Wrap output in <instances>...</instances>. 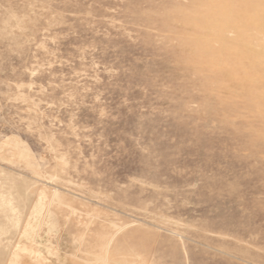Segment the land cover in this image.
Here are the masks:
<instances>
[{
  "label": "rangeland",
  "instance_id": "obj_1",
  "mask_svg": "<svg viewBox=\"0 0 264 264\" xmlns=\"http://www.w3.org/2000/svg\"><path fill=\"white\" fill-rule=\"evenodd\" d=\"M0 264H264V0H0Z\"/></svg>",
  "mask_w": 264,
  "mask_h": 264
}]
</instances>
